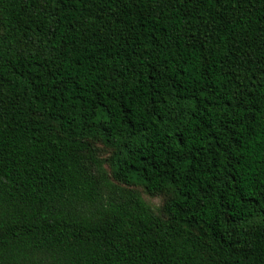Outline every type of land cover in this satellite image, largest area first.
Instances as JSON below:
<instances>
[{
    "label": "trees",
    "instance_id": "16d2710c",
    "mask_svg": "<svg viewBox=\"0 0 264 264\" xmlns=\"http://www.w3.org/2000/svg\"><path fill=\"white\" fill-rule=\"evenodd\" d=\"M0 264H264V0H0Z\"/></svg>",
    "mask_w": 264,
    "mask_h": 264
},
{
    "label": "rangeland",
    "instance_id": "374dc122",
    "mask_svg": "<svg viewBox=\"0 0 264 264\" xmlns=\"http://www.w3.org/2000/svg\"><path fill=\"white\" fill-rule=\"evenodd\" d=\"M142 196L145 202L155 209L160 208L165 202V198L163 196H149L145 193H142Z\"/></svg>",
    "mask_w": 264,
    "mask_h": 264
}]
</instances>
